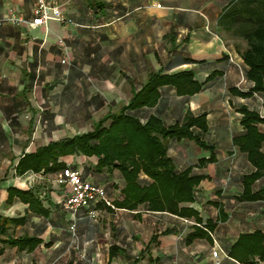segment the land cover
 <instances>
[{
    "label": "crops",
    "instance_id": "1",
    "mask_svg": "<svg viewBox=\"0 0 264 264\" xmlns=\"http://www.w3.org/2000/svg\"><path fill=\"white\" fill-rule=\"evenodd\" d=\"M231 1L59 0L72 22L33 27V0H0V264H264L240 248L241 262L229 256L241 236L264 234V201L241 199L243 178L256 168L234 145L244 133L240 108L264 117V95L232 94L249 92L253 83L242 58L247 42L220 26ZM185 71L202 86L199 93L179 96L175 87L163 86L157 105L135 115L143 123L156 117L167 127L188 114L207 116L202 138L214 147V162L199 167L212 154L189 140H172L169 148L178 172L193 167L194 175L205 176L194 203L185 205L202 224L145 207H116L125 180L117 169L100 170L97 157L59 159L106 189L113 208L99 205L97 221L85 210H66L70 188L56 182L64 169L18 173L26 154L89 133L126 107L152 74ZM262 188L264 177L253 190ZM12 190L34 197L10 196ZM208 223L214 230L205 228ZM196 226L208 237L190 243Z\"/></svg>",
    "mask_w": 264,
    "mask_h": 264
},
{
    "label": "trees",
    "instance_id": "2",
    "mask_svg": "<svg viewBox=\"0 0 264 264\" xmlns=\"http://www.w3.org/2000/svg\"><path fill=\"white\" fill-rule=\"evenodd\" d=\"M219 22L220 26L247 42L242 58L248 67L246 76L253 83V87L247 93L233 90L232 94L244 98L255 94L264 95V0H232ZM163 86L175 87L179 96H193L202 89L190 71L175 75L152 74L147 84L134 95L126 107L100 119L89 133L50 143L35 153L26 154L18 164V173L65 169V165L59 163L60 157L76 153L97 157L100 170L117 169L125 180L122 191L124 199L117 202L116 207L130 211L145 207L150 212L168 213L186 219L195 218L197 223L202 224L198 212L185 205L194 203L196 191L205 176L194 175L193 167L178 172L169 156V148L172 140H189L212 154L209 159H200L199 167L214 162L215 149L202 138V134L209 130L207 116L188 114L182 123L167 127L156 117H150L143 123L135 115L142 108L157 105L160 88ZM239 111L242 113L241 125L244 133L234 139V145L248 155L250 163L256 168L253 173L243 178L244 193L241 199L264 201V188L257 192L253 190L255 183L264 177V131L260 129V125H264V117L246 106ZM142 175H146L150 181L142 182ZM11 194L22 198L34 197L31 192L19 190H12L10 196ZM205 228L212 231L215 226L208 223ZM194 229L188 236V242L208 237L203 228L196 226ZM156 240L157 236L153 238L154 242ZM21 242L23 241L18 240L10 243ZM238 248L250 259L259 256L260 260H264V234L256 232L239 238L229 256L241 262L243 259ZM115 251L118 249L111 250L112 256Z\"/></svg>",
    "mask_w": 264,
    "mask_h": 264
},
{
    "label": "built area",
    "instance_id": "3",
    "mask_svg": "<svg viewBox=\"0 0 264 264\" xmlns=\"http://www.w3.org/2000/svg\"><path fill=\"white\" fill-rule=\"evenodd\" d=\"M33 1V18L31 20V25L33 27L47 26L52 20L61 23L72 22V20L65 17L64 12L59 5V0ZM158 7L161 6L159 5ZM56 182L60 185L69 186L70 194L66 199L65 208L74 215L80 210H85L92 220L97 221L99 218V205L103 204L106 207L113 208L106 189L85 180L82 174L79 171L74 170L71 166L66 167L58 175ZM74 228L75 226H72V230H74ZM220 253V249L214 251L213 257L218 259Z\"/></svg>",
    "mask_w": 264,
    "mask_h": 264
}]
</instances>
